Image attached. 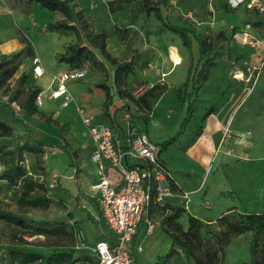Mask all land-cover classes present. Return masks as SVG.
<instances>
[{
  "label": "rangeland",
  "instance_id": "374dc122",
  "mask_svg": "<svg viewBox=\"0 0 264 264\" xmlns=\"http://www.w3.org/2000/svg\"><path fill=\"white\" fill-rule=\"evenodd\" d=\"M110 1L113 0H76L73 5L76 12L85 15L88 22L86 32H107L108 51L119 62H132L133 71L125 76V84L117 85L114 69L110 65L103 72L93 71L87 66L88 75L85 79L69 83L75 102L86 106L89 117L107 122L106 88L97 87L103 84L110 89L113 97L112 116L118 113L121 125H125L122 121L123 113L128 111L136 119L146 113L151 119L163 120L165 127L159 128L158 135H155L153 125L150 126V135L154 141H161L159 138L165 130L179 127L173 136L179 132H182V136L175 146L164 150L158 145V153H161L162 159L180 184H184V173L189 170L200 177L193 182L196 178L192 179L189 187H184V192L191 197L190 210L185 209L183 200L176 199L170 203L175 208L185 210L179 224L187 230L188 219L193 216L202 223L201 233L204 238L216 241L224 233L223 245L219 247L221 264H249L253 234L230 233L226 227L221 226L219 219L226 215L228 221L239 222L242 214L264 215V26L254 28L250 25V29H247L252 14L264 17V0H261L263 11L250 10L245 3L234 8L230 5V0H169L168 9L161 6L163 16L169 22L189 32L195 50L191 55L182 40L178 39L179 46L183 45L181 48L186 62L172 78L163 77L162 70L156 67L160 64L164 66L161 62L167 59L169 47L174 43L177 45L176 39H170L166 32L161 31L160 22L154 13L147 14L143 6L144 0H131L124 11L116 14L109 13L107 4ZM149 1L155 6L160 0ZM235 9L238 11H233ZM63 18L60 12H50L37 3L27 5L18 0H0V62L24 50L20 57L22 66L8 85L0 90V121L12 129V137L9 139L11 148L29 137L48 144L39 162L34 156L27 155L24 166L29 174L43 176L53 201L47 209L21 205L19 198L23 187L8 190L6 184L0 181V207L22 217L28 226L21 228L0 220V264H11L10 250L15 247L43 254L67 250L39 246L57 242L72 244L67 233L62 231L61 237L57 239L34 236V230L39 227H65L70 233L77 218L88 214L84 209L88 171L93 168V178L97 177L90 159L89 148L92 142L77 104L72 103L69 108L64 109L55 102L46 101L39 114L28 120L23 118L20 108L29 90L47 89L44 87H48L51 80L48 74L41 80L33 78L31 72L35 58L44 61L50 69L45 68L50 75H54L66 68L58 62L59 54L77 41L87 43L85 32L77 37L74 31L48 30L50 24ZM242 29L252 31L259 45H244L235 39V32ZM217 35L223 36L217 41V51L222 54L219 55L218 69L211 71L207 86L196 95L192 83L184 86L185 80L182 79L189 65L193 66L195 77L201 68L198 65V39ZM173 58H177L175 52ZM155 60V70L149 71ZM240 72L244 76L243 80L236 79ZM23 74L29 75V78L25 84H20L19 78ZM179 77L181 81L177 79ZM154 86L167 87L171 93L163 101L162 95L157 92L156 97L150 99L149 110H141L128 97L129 94L134 98L140 97V94ZM173 94L177 99L176 104L170 99ZM10 96L16 100L11 104ZM213 105L216 106V112L203 123L205 134L197 138L198 143H193L192 138L202 117ZM188 110L193 111L192 116ZM187 116L189 120L183 125ZM47 118L56 123H47ZM136 124L146 131L142 119L137 120ZM224 129L229 130L231 136H222L220 142L218 138L220 146L215 150L217 143L214 134H223ZM237 141L243 145H239ZM189 147L191 148L188 150ZM55 176L60 178L61 185L57 179V186L52 189L50 186L55 184ZM217 185L220 188L214 190ZM170 215V212L165 215L155 214L151 218L163 236L165 222ZM80 223L81 227L84 224L88 238L91 241L96 239L99 226L97 221L86 217ZM100 229L110 233L104 221L100 223ZM158 230L149 242L143 239L145 251L139 256L140 264H154L159 255H166L170 251L171 242L166 250L169 240L161 242ZM144 236L141 233L140 238ZM74 247L77 258L86 253ZM38 248L48 251H38ZM258 251L259 264H264V233ZM180 262V258L174 256L167 264ZM181 264L190 263L184 257Z\"/></svg>",
  "mask_w": 264,
  "mask_h": 264
},
{
  "label": "trees",
  "instance_id": "16d2710c",
  "mask_svg": "<svg viewBox=\"0 0 264 264\" xmlns=\"http://www.w3.org/2000/svg\"><path fill=\"white\" fill-rule=\"evenodd\" d=\"M27 5L33 3L39 4L42 8L50 12H60L63 15V20L50 24L49 31H74L76 36L79 37L81 32H85V38L87 43L83 44L77 41L71 44L67 50L57 56L59 63H64L69 66L70 69H83L90 67L93 71H107L108 65L114 69V79L117 85L125 84V76L129 75L133 71L132 62H119L117 58L113 57L107 49V41L109 34L105 31L96 34L94 32L87 33L88 22L85 15L82 12H76L73 3L76 0H18ZM169 0H160L155 6H152V2L149 0L143 1V6L146 8L147 14L154 13L155 18L160 22L161 31L169 32L179 36L183 42V45L189 49L192 55L193 43L189 36V32L179 26H176L169 22L164 16L161 9L163 6L165 9L169 8ZM131 0H113L108 2V10L110 14H116L124 11ZM236 12V11H235ZM248 25L254 28H260L264 26V17L260 18L256 13L252 14L251 20ZM223 36L217 35L212 37H205L198 39L200 46V56L198 65L201 68L195 77L194 68L191 66L188 71L187 79L184 86H189L192 83L195 94L198 95L200 91L207 86L209 75L213 69H218V60L220 54L217 51V41ZM27 40V39H26ZM28 41V40H27ZM24 53V50L15 54L12 58H5L0 62V90L4 89L9 81L19 71L23 64L20 57ZM32 74V72H31ZM29 75L23 74L19 78L20 84H25ZM98 88L105 89L107 94L106 116L109 119L113 118L109 111L112 106L113 97L111 91L106 85L99 84ZM42 88H33L28 91L24 102L20 105L23 113V118L28 120L29 118L39 114V108L36 106L35 101L37 95L42 92ZM168 91L167 87L154 86L147 92H145L139 99H135L129 94L128 97L140 107L141 110H149L150 99L155 98L157 92L160 96ZM15 98L9 97V104L15 102ZM128 106H126L127 108ZM192 113V110H188ZM216 112V106H211L201 119V124L196 130L192 142L195 143L197 138L203 134V123L206 118ZM138 119H142L145 122L146 127L150 124L151 117L149 114L144 115ZM189 118L183 122L185 125ZM47 123H56L54 120L47 118ZM182 132H179L172 138L161 143L160 145L166 150L170 146L175 145L181 138ZM12 137V129L6 123L0 121V181L6 184L8 190L17 189L19 186L23 187L20 194L19 203L21 205H29L35 208L47 209L53 203L52 198L49 196V188L43 181V176L39 174H29L24 164L26 161L25 156H34L39 162L48 147V144L32 137H29L24 142H19L15 148H11L9 145V139ZM165 166V164L163 163ZM62 190V189H61ZM66 192V190H62ZM184 208H175L169 203L160 204L153 203L150 209V217L155 214L172 213L165 222V233L172 240V246L170 251L158 260L157 264H167L171 258L177 256L182 263L183 258L186 257L188 263L192 264H221L222 259L220 255L219 247L223 245V234L216 239V241L202 236L201 230L203 228L202 223L196 220L193 216L188 219L189 227L187 230L179 224V220L182 218ZM0 220L9 224L15 225L21 228H27V224L22 217L11 211H6L0 207ZM221 226L226 227L230 233H243L250 232L253 234V238L250 244L251 261L249 264H259V247L260 241L264 233V215L249 216L242 214L239 222H230L226 215L219 219ZM81 229V223H76L72 232L68 233L65 229L54 227L45 228L39 227L34 230V236L40 235L46 238L57 237L59 239L62 235V231L67 233L72 240V244H62L57 242L53 245H45L44 243L39 246L45 248H65L67 250L63 252H53L51 254L39 253L27 248L15 247L10 250L11 264H94L95 259L87 251L81 257L75 256V232ZM75 243V244H74ZM81 251V250H80ZM179 264V263H177Z\"/></svg>",
  "mask_w": 264,
  "mask_h": 264
},
{
  "label": "built area",
  "instance_id": "2783aa9c",
  "mask_svg": "<svg viewBox=\"0 0 264 264\" xmlns=\"http://www.w3.org/2000/svg\"><path fill=\"white\" fill-rule=\"evenodd\" d=\"M229 3L234 8L245 3L250 10L263 11L261 0H230ZM234 38L244 45H259L249 30H237ZM173 60L177 65V60ZM45 72L40 59L35 58L34 78H42ZM87 75V68H69L54 75L49 88L37 95L36 106L40 110L49 101L58 103L61 108H69L76 103L69 83L83 80ZM140 97L135 96V99ZM76 104L92 142L90 159L97 178L91 190L97 196L100 216L111 232L110 238L90 246L85 231L80 229L75 232L76 248L91 254L94 264H139L137 255L143 252V247L135 244V237L140 225L146 223L147 233L154 232L156 223L150 217L151 206L153 203L166 204L178 184L160 161L158 144L136 124V117L129 111L123 113L125 125L117 120L112 124L87 116L85 109ZM229 133L226 130L224 137H229ZM55 177V184L50 186L52 189L57 186L58 178ZM181 197L185 206L190 203L189 193L183 192Z\"/></svg>",
  "mask_w": 264,
  "mask_h": 264
},
{
  "label": "crops",
  "instance_id": "0c3cea01",
  "mask_svg": "<svg viewBox=\"0 0 264 264\" xmlns=\"http://www.w3.org/2000/svg\"><path fill=\"white\" fill-rule=\"evenodd\" d=\"M219 1V0H218ZM217 1V2H218ZM233 11H238V9H235V10H233ZM249 27V28H248ZM247 29H250V25H248L247 26ZM251 34H252V31H249ZM167 33V35L168 36H170L171 38L170 39H176V44L177 45H175V43H174V45H172V46H170L169 47V55L168 56H166V60L165 61H163V62H161V63H163V65L164 66H162L161 64L158 66V68L156 67L157 66V61L155 60L154 61V63H152V65H151V69L149 70V71H152V70H155V67H156V69H158V70H162L161 72V74L162 75H166V77H171L174 73H176V71L179 69V68H181L182 67V65L184 64L185 65V62H186V57H185V54L183 53V50H182V46H179L180 45V42L178 41V39H181L179 36H177V35H175V34H172V33H169V32H166ZM190 36V35H189ZM198 42V41H197ZM175 49V51H173ZM193 50H194V48L192 49V52H193ZM195 51V50H194ZM176 53V60H177V62H178V64L177 65H174V58H173V53ZM198 52H199V56H200V46H199V43H198ZM194 55H195V52H194ZM40 59V58H39ZM41 61V60H40ZM198 61H199V59H198ZM43 62V67L45 68V67H47V68H49V66H47L45 63H44V61H41V63ZM62 65H65V69H61L62 71H66V70H68L69 69V66L68 65H66V64H64V63H62ZM183 65V66H184ZM162 67V68H161ZM191 66L189 65L188 67H187V71H185L186 72V74H185V77H184V79H182V80H185L186 81V79H187V76H188V71H189V68H190ZM50 69V68H49ZM164 70H166V71H164ZM45 75H49L50 77H51V80H50V82L48 83V87H44V88H49V86L51 85V83H52V78H53V76L54 75H58L60 72H62V71H60L59 73H57V74H54V75H50V73L48 72V70L45 68ZM45 75L42 77V78H40V79H36V78H34V76H33V78L34 79H36V80H41V79H43L44 77H45ZM173 77V76H172ZM171 77V78H172ZM181 77V76H180ZM177 78V79H180V81H181V78ZM185 83V82H184ZM44 86V85H43ZM169 90V89H168ZM170 93H171V91H168V92H166L165 94H163L162 95V99H163V101L166 99V97H168V95H170ZM170 99L172 100V102L174 103V104H176L177 103V99H176V96L173 94V96H171L170 97ZM49 102V101H48ZM84 109H85V111H86V106H84L83 104H81V103H79ZM57 105H59L58 103H57ZM59 107H60V105H59ZM42 109V108H41ZM41 109H40V111H41ZM109 111H110V113H111V116H112V114H113V112H114V110H113V107H110V109H109ZM86 114H87V111H86ZM88 116V115H87ZM91 117V116H90ZM113 118H111V119H109L107 122L106 121H104V120H102L103 122H106V123H112V124H114L115 122H116V120L119 122V120H118V113H116V115L115 116H112ZM188 117V116H187ZM186 117V118H187ZM96 119V118H95ZM96 120H98V119H96ZM137 120H139V119H137ZM99 121H101V120H99ZM151 125H153V131H154V133H155V135H158L157 133H158V131H159V128H161V127H165L164 125V123H163V120H160V119H158L157 118V120H156V118H152L151 119V121H150V124L146 127V133H147V135H149V137L152 139V137H151V135H150V126ZM179 126V125H178ZM224 127L223 128H225V125H223ZM227 126V125H226ZM171 127V126H170ZM177 129H179V127H176L175 129H172V128H170V129H168V130H165L164 132H163V134H162V136L159 138V139H161V141H154L153 139V141L155 142V143H157L158 145H160L161 143L160 142H165V141H167L168 139H170V138H172L173 137V134L177 131ZM227 129H224L223 130V134H220V132L219 133H216V134H214V137L216 138L215 139V142L217 143L218 142V138H220L219 139V142H220V140H221V138H222V136H224V133H225V131H226ZM205 134V131L203 132V134H202V136ZM231 136V135H230ZM228 138V137H227ZM198 141H199V139H198ZM198 141L196 142V143H198ZM237 143L239 144V145H243V144H241L239 141H237ZM243 143V142H242ZM173 146H175V145H173ZM220 146V144L218 145V143H217V145H215V150H216V148H218ZM171 148H172V146H170ZM191 147H189L188 148V150L190 149ZM240 149V148H239ZM89 150H90V155H91V151H92V147H90L89 148ZM159 159H160V161L162 162V163H164L165 164V166L170 170V172L173 174V172H172V170L170 169V167L167 165V163L162 159V156H161V153H159ZM192 173H194L193 172V170H189L187 173H184V176L186 177L185 179H184V184L182 185V184H180L177 180H176V178L174 177V179H175V181L177 182V186H175L174 187V191H175V193H174V195L173 196H170V197H168L167 199H166V203H171L173 200H176V199H180V200H182V197H181V194L184 192V187H189L190 186V183H191V180L192 179H194V178H196V179H194V180H192V182L193 181H195V180H198L200 177L197 175V174H192ZM93 174H94V171H93V168L92 169H90L89 171H88V177H87V186H88V188L86 189V192H85V196H84V199H85V204H84V209L85 210H87V212H88V214L86 215V216H82L81 218H77V221H76V223L78 222V223H80V222H82V221H85V219H86V217H87V219L88 220H91V221H94L95 222V220L97 221V224H99V226H98V228H97V232H96V239H94L93 241H91V239H89L88 238V236H87V242H88V244L90 245V246H93V245H95L97 242H99V241H101V240H106V239H108V238H110V236H111V232L110 233H105V232H102L101 231V229H100V223L103 221L102 220V218H101V216H100V213H101V211H100V208H99V204H98V199H97V196H96V194L91 190V186L94 184V182L96 181V179H94L93 178ZM96 174V173H95ZM173 176H174V174H173ZM60 180V178L58 179V181ZM59 183H60V185H61V182L59 181ZM58 183V184H59ZM219 185H217V186H215V189L214 190H216V189H218V188H220V186L218 187ZM67 189V188H66ZM68 191H70L69 190V188L67 189ZM74 192V191H73ZM191 202V201H190ZM86 207V208H85ZM185 208H186V210H190L191 209V204H188V205H186V206H184ZM83 227H85L84 226V224L82 225ZM83 227H81V229H83L84 230V228ZM158 230V228H157V226H156V228H155V230H154V232L152 233V234H148L147 233V225H146V223H143V224H141L140 225V228H139V231H138V233H137V235H136V237H135V244L136 245H141L142 247H143V245H142V242H143V239H144V241L145 242H149L152 238V235L155 233V231H157ZM186 230V229H185ZM158 232L160 233V235L158 236L159 237V240L161 241V242H167V240H169L168 241V244H167V246H166V250H168V247L170 246V242H171V246H172V240L166 235V233H164V236L161 234V232L158 230ZM141 233H144V237H142V238H140V236H141ZM87 235V234H86ZM164 239V240H163ZM171 246H170V248H171ZM38 251H42V252H47L48 250L47 249H41V248H38L37 249ZM165 250V251H166ZM144 251H145V248L143 247V252H141V253H138V255H137V257H138V263L140 264V262H139V256L142 254V253H144ZM167 252V251H166ZM165 254V253H164ZM165 255H159V257H157V260H160L162 257H164ZM156 260V261H157ZM158 262V261H157ZM157 262H155L154 264H157Z\"/></svg>",
  "mask_w": 264,
  "mask_h": 264
},
{
  "label": "bare ground",
  "instance_id": "6f19581e",
  "mask_svg": "<svg viewBox=\"0 0 264 264\" xmlns=\"http://www.w3.org/2000/svg\"><path fill=\"white\" fill-rule=\"evenodd\" d=\"M236 79L243 80V79H244L243 74L240 72V73L236 76Z\"/></svg>",
  "mask_w": 264,
  "mask_h": 264
}]
</instances>
